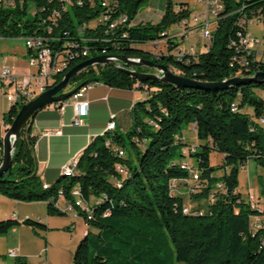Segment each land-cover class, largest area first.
<instances>
[{"label":"trees","instance_id":"trees-1","mask_svg":"<svg viewBox=\"0 0 264 264\" xmlns=\"http://www.w3.org/2000/svg\"><path fill=\"white\" fill-rule=\"evenodd\" d=\"M11 1L0 0L2 38H24L41 31L43 7L51 11L61 6L60 0ZM102 1L72 2L59 17L55 33L60 43L74 42V49L81 52V58L74 56L70 69L92 57L121 54L164 63L201 82L249 78L264 71V57L236 47L239 33L247 32L240 24L243 18L257 16L264 27V0H223L224 8L214 21L211 47L182 58L177 52L185 37L170 36L169 28L191 17L187 3H178L180 10L176 11L175 3L167 0L162 18L154 22L138 16L150 0H110L107 7ZM107 14L110 20L124 15L126 21L109 30V21H100ZM163 42L167 51L160 54L141 47ZM85 51L87 55H83ZM135 69L151 72L147 66ZM91 82L126 89L141 85L146 98L136 103L131 128L125 132L113 129L95 137L77 159L73 175H61L47 187L38 174L36 136L32 121L28 122L14 152L11 174L0 179V194L18 201H47L48 214L65 212L57 204L62 189L70 201L75 186L87 203L97 201L92 218L80 211L95 232L89 229L79 242L74 264H166L169 249L176 261L186 264H264V228L256 229L252 220L262 210L252 207L239 190L240 169L250 159L264 168V82L185 88L158 79L139 82L116 67L97 65L79 73L71 84L75 88ZM20 108H10L4 116L6 124L13 123ZM192 124L199 143H192L195 148L184 153L190 144L179 134ZM213 151L224 155L217 167L211 164ZM187 156L196 158L199 166L195 169L201 173L190 212L184 211L183 196L171 189L173 180L192 176V169L187 167L190 164L182 159ZM2 157L0 138V164ZM118 164L126 168L125 174L118 172ZM220 169L224 173L216 175ZM259 184L264 195V175ZM22 224L35 231L48 230L46 224L31 218H8L0 221V236ZM27 262L23 256L15 259L16 264Z\"/></svg>","mask_w":264,"mask_h":264},{"label":"built area","instance_id":"built-area-1","mask_svg":"<svg viewBox=\"0 0 264 264\" xmlns=\"http://www.w3.org/2000/svg\"><path fill=\"white\" fill-rule=\"evenodd\" d=\"M8 1L9 4H12L11 0H7V2ZM60 1L61 6L58 9L57 7H53L51 11H47L43 7V13L40 15L42 30L23 38L25 41V46L28 50L27 63L29 66V71L25 74H17V72L11 66L4 65L2 67L3 69L0 72V80L3 88L9 87L8 90L4 91V94H7V99L11 104L10 108L13 105L22 106L23 104L29 102L38 95L55 86L61 79H63L65 73L70 70L71 55H80L81 58V52L78 50V48L74 49V42L65 41L63 43H60L61 38L55 33V28L59 26V17H62V11L66 10L67 5L75 1L78 4H82V0ZM202 1L205 2L206 10L200 16L194 17V21L196 24H200V27L202 29V37L205 39V46L207 49H209L213 41V30L210 26L219 17L220 11L224 8V2L223 0ZM102 5L105 7L109 6L110 0H103ZM174 9L176 11H179L180 6L175 4ZM211 13H213V15L215 16L213 20H211ZM110 19V15L108 14L103 15L100 18V21H109V30L115 29L119 26L120 23L125 22L126 16L122 15L116 19ZM256 19L259 20L257 16L253 19L243 18L241 20L240 24L241 26L247 28V32L244 34L239 33V41L236 44V47L237 50H242L247 53L254 52L255 56L257 55V58H261L264 57V37L261 38L257 35H254V33L250 31V26ZM179 25L181 28L180 32L178 33L179 37L184 36L186 39L190 36V34L194 32L193 28L195 27L191 25L190 18L182 20ZM194 53L195 52L193 47H181L178 50L177 55L182 58L186 54ZM97 83L99 82H91L83 85L70 98L62 102L53 103L50 105V107L63 110L66 106L73 104L76 108L74 122L75 124H83L84 116L89 113V101L84 99V96L86 92ZM114 117L115 116L112 115V120H114ZM109 124L110 122L108 123V125ZM7 127H9V124H6L3 119L2 123L0 124V138L3 139V135L5 134V130ZM192 130L195 131V124H192ZM57 133H61V131H57ZM182 140H184V137L182 138ZM194 148L195 145L190 144V146H186L183 150L184 153H187L189 149ZM119 154L123 156L124 151L120 150ZM76 166L77 159H74L66 166H64L62 172L74 173ZM187 167L189 169H192V176L190 177L193 179V181L189 182L187 181V179L173 180L171 183V189L173 192L176 189V182L182 180L189 183V191L196 193L199 190V182L201 180L200 171L196 170L191 165ZM117 170L121 174L126 173V168L120 164L117 165ZM46 183L47 182H44L43 185H45ZM71 195L73 197V200L70 201L67 199L63 189L59 192V200L62 199L65 201L67 207L66 210L84 211L89 216V218H92L93 204L97 201H91L90 203H87L85 200H83L79 186H75L72 189ZM246 199L249 201L252 207L262 210V213L255 216V219L253 220L254 227H256V229L264 228V200H262L261 198H257L256 195L251 192ZM192 209V204H185V212H190ZM8 255H10L11 257H17L13 250H10ZM27 264L30 263L27 262Z\"/></svg>","mask_w":264,"mask_h":264},{"label":"rangeland","instance_id":"rangeland-1","mask_svg":"<svg viewBox=\"0 0 264 264\" xmlns=\"http://www.w3.org/2000/svg\"><path fill=\"white\" fill-rule=\"evenodd\" d=\"M175 4L187 3V6L192 12L190 17L191 25L197 26L194 21V17L200 16L205 10V2L202 0H172ZM149 5V4H148ZM148 5L141 7L139 15L141 16L146 10ZM31 15V11L29 12ZM215 16L211 13V20ZM211 29L216 27L215 22L211 24ZM194 32L190 34L189 38L182 42L184 48H190L195 46L197 51H206L205 39L202 37L201 27L193 28ZM170 36L179 37L178 32L180 31V25L175 24L169 28ZM250 31L261 38L264 37V27L263 23L259 20H254L253 24L250 26ZM142 49L149 50L152 53L160 54L167 51L166 44L160 43L159 45L152 44H142ZM26 49L25 41L21 37L17 38H0V63L3 59L8 61H13L16 66L15 71L19 73L28 72V66L26 64V56H24V50ZM173 53V52H172ZM4 62L3 65H5ZM2 65V67H3ZM11 66V65H9ZM12 67V66H11ZM3 68H0V72ZM173 69V68H172ZM151 72H157L155 68L148 67ZM174 70V69H173ZM22 71V72H20ZM73 85L70 84L72 89ZM9 87L3 88L0 84V124L4 119V116L8 113L11 106L7 99V94L4 91L8 90ZM258 94H262V90L258 91ZM11 124H9L10 126ZM195 131L191 132L189 126H186L181 134L180 138H183L186 144H192L191 140L199 143L198 138L194 134ZM181 147V152H182ZM184 161L190 164L194 168H198V162L195 157L187 156ZM224 161V155L220 152L213 151L211 153V164L213 166H219ZM224 173L223 169L217 170L216 175H222ZM264 175V168L258 164L254 159H250L243 168L240 169L239 173V190L242 192L245 198L249 196V193H253L257 198L264 200V195L261 193L259 178ZM113 180L116 178H112ZM192 182L193 179L188 176L183 178ZM176 182L175 193H179L183 196L185 204H189L196 198V193L189 191V183L186 181ZM202 201L204 197H198ZM60 201V200H59ZM24 202L21 206V212L23 215H29L28 218L39 221L48 226V230L37 229L35 231L32 227L28 225L17 226L12 229L7 235L0 236V264H14L16 257H11L8 255V249L13 250L16 256H23L30 264H74V253L79 242L84 238L83 231L85 229H90L95 232V229L89 227L83 215L80 211L72 212L66 210V203H63L61 210H66L63 214H48L47 207L44 203L36 202ZM191 204V203H190ZM63 210V211H64ZM7 219V218H6ZM255 217L253 216L252 220ZM5 220V219H2ZM1 221V220H0ZM91 234L93 237L94 234ZM171 241L169 242V248H172ZM168 259L166 264H186L183 262H178L171 255L170 249L168 252ZM116 264H120L119 262Z\"/></svg>","mask_w":264,"mask_h":264},{"label":"crops","instance_id":"crops-1","mask_svg":"<svg viewBox=\"0 0 264 264\" xmlns=\"http://www.w3.org/2000/svg\"><path fill=\"white\" fill-rule=\"evenodd\" d=\"M166 4L167 0H150L147 10L140 16L141 19L159 21L164 14ZM194 27L198 28L200 24ZM192 47L195 53L204 52L197 51L195 46ZM24 56L28 59L27 48L24 50ZM4 62H6L5 65H11L14 70L16 69L13 61L6 59L0 63V68ZM26 64L28 66L27 61ZM25 73L17 72V74ZM145 98V93L140 84L135 85L132 89H126L99 82L92 86L84 96V99L89 101V113L84 116L83 124H75L76 108L73 104L66 106L63 110L50 106L39 110L31 124L32 133L36 136L35 157L38 164V174L43 183L47 182L45 186L49 187L54 184L63 174L64 166L72 160L78 159L95 137L105 134L108 131L109 122L115 121V129L120 132L129 130L133 125L134 107L138 101ZM112 115L115 116L114 120H112ZM189 128L192 132V125H189ZM57 131H61V133H57ZM194 134L197 137V133ZM183 136L186 137L185 134ZM191 143L196 142L191 140ZM36 203H44L48 212L47 201H36ZM63 203L65 201L62 199L58 201L59 208L63 207ZM23 204L22 201L13 200L0 194V220L28 218L29 215H23L21 212ZM64 211L66 212V210ZM88 230L85 229L83 235ZM14 264L16 263L14 262Z\"/></svg>","mask_w":264,"mask_h":264},{"label":"water","instance_id":"water-1","mask_svg":"<svg viewBox=\"0 0 264 264\" xmlns=\"http://www.w3.org/2000/svg\"><path fill=\"white\" fill-rule=\"evenodd\" d=\"M97 65H109L128 73L137 78L139 82L158 79L164 83L181 87H202L206 89L225 88L232 85L256 81L264 82V71L257 72L255 76L243 78L240 76L229 78L220 82H201L187 78L171 69L164 63H158L151 59H132L126 55H100L86 59L72 67L55 86L38 95L29 102L23 104L14 118L13 123L6 128L3 135V157L0 164V179L11 174L15 157L14 152L18 144L22 130L28 122L32 121L39 110L50 106L53 103L62 102L75 94L85 83L69 89L75 76L82 71ZM136 66H147L155 68L157 72H141L135 69Z\"/></svg>","mask_w":264,"mask_h":264},{"label":"bare ground","instance_id":"bare-ground-1","mask_svg":"<svg viewBox=\"0 0 264 264\" xmlns=\"http://www.w3.org/2000/svg\"><path fill=\"white\" fill-rule=\"evenodd\" d=\"M87 54H88V51L83 52V55H87ZM74 56H77V55H71V62H72ZM132 59H137V58H132ZM71 62H70V64H71ZM262 122H264V121H262ZM115 128H116V123H115V121H111L110 124L108 125V131H109V130H113V129H115ZM183 151H184V150H183ZM62 175H65V176H72V175H73V172H63ZM92 215H94V214H93V208H92ZM86 234H87V233H86Z\"/></svg>","mask_w":264,"mask_h":264}]
</instances>
